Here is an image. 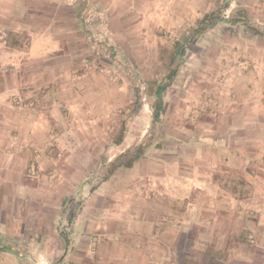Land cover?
Instances as JSON below:
<instances>
[{
    "label": "rangeland",
    "instance_id": "obj_1",
    "mask_svg": "<svg viewBox=\"0 0 264 264\" xmlns=\"http://www.w3.org/2000/svg\"><path fill=\"white\" fill-rule=\"evenodd\" d=\"M81 1L74 72L92 76L83 107L70 108L69 92L85 84L73 79L0 99V156L14 167L26 159L11 175L0 159L1 264H104L109 237L133 236L143 217L166 221L172 151L201 155L172 140L205 139L203 125L218 120L208 110L223 116L241 81L264 76V0ZM155 231L173 234L160 223ZM197 247L176 245L172 261L199 264Z\"/></svg>",
    "mask_w": 264,
    "mask_h": 264
},
{
    "label": "crops",
    "instance_id": "obj_2",
    "mask_svg": "<svg viewBox=\"0 0 264 264\" xmlns=\"http://www.w3.org/2000/svg\"><path fill=\"white\" fill-rule=\"evenodd\" d=\"M81 2L0 0V72L9 70L3 80L0 74L1 100L8 94L32 92L37 85H62L64 79H73L79 80L77 86L85 84L69 92L70 108L83 107L82 100L92 90L88 83L92 76L74 72L83 39ZM11 36L20 41L16 43ZM241 82L246 89L237 95L229 112L222 116L208 110L218 120L203 125L205 139L172 140V147L183 144L185 152L196 149L201 155L180 157L177 150L172 151V210L163 217L166 221L143 217L133 221L130 230L137 232L133 236L109 237L103 244L113 251L105 256L104 264H177L172 256L178 254L175 247L180 243L188 244L189 250L200 245L196 249L201 251L199 264H264V76ZM83 85L87 87L81 89ZM7 158L0 156L1 169L9 175L26 161L18 156L14 167V158ZM237 176L242 181L226 180ZM177 200L182 204L179 207L173 204ZM158 223L173 232L166 240L155 239ZM0 226L4 228L2 222ZM160 244H164L162 249ZM149 254L158 262L149 260Z\"/></svg>",
    "mask_w": 264,
    "mask_h": 264
},
{
    "label": "trees",
    "instance_id": "obj_3",
    "mask_svg": "<svg viewBox=\"0 0 264 264\" xmlns=\"http://www.w3.org/2000/svg\"><path fill=\"white\" fill-rule=\"evenodd\" d=\"M213 16V13H208V14H205L202 19H201V23H205L206 20H210V18ZM201 26V25H200ZM206 26L208 25H204V27H200V29H204ZM176 47H175V51L172 53V56H171V60L173 61L175 59V53H177L179 51V47H178V44L175 43ZM176 74V69L173 68V69H170L169 73H168V78H172L173 76H175ZM132 161H128L127 164L130 165Z\"/></svg>",
    "mask_w": 264,
    "mask_h": 264
}]
</instances>
